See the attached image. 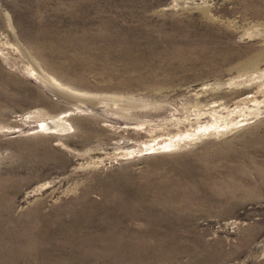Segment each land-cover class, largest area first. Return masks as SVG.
Wrapping results in <instances>:
<instances>
[{"label":"rangeland","instance_id":"374dc122","mask_svg":"<svg viewBox=\"0 0 264 264\" xmlns=\"http://www.w3.org/2000/svg\"><path fill=\"white\" fill-rule=\"evenodd\" d=\"M0 264H264V0H0Z\"/></svg>","mask_w":264,"mask_h":264},{"label":"bare ground","instance_id":"6f19581e","mask_svg":"<svg viewBox=\"0 0 264 264\" xmlns=\"http://www.w3.org/2000/svg\"><path fill=\"white\" fill-rule=\"evenodd\" d=\"M37 77H39V79L44 81L50 87L51 86L53 87L54 84L59 83L55 77H52V76H49L46 74H38ZM64 114L67 115L68 112H66ZM44 121H47V122L43 123L41 126L43 127V129H47L50 132H55L56 129H63L66 126L65 118L61 115H59L57 117H51V118L44 120Z\"/></svg>","mask_w":264,"mask_h":264}]
</instances>
